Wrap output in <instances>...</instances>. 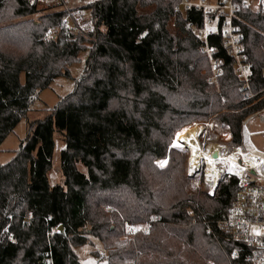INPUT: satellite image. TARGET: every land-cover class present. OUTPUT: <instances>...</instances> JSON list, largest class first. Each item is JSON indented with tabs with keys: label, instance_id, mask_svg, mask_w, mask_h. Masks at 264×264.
<instances>
[{
	"label": "trees",
	"instance_id": "obj_1",
	"mask_svg": "<svg viewBox=\"0 0 264 264\" xmlns=\"http://www.w3.org/2000/svg\"><path fill=\"white\" fill-rule=\"evenodd\" d=\"M179 1L96 0L93 30L75 34L63 29L62 10L0 0V145L33 98L55 78L71 77L69 67L87 51L72 92L32 120L14 156L0 164V264H82L75 248L93 239L105 252L93 251L102 264H242L229 258L235 244L215 226L236 178H222L213 196L192 189L185 154L170 144L185 122L214 117L230 143L242 145L243 121L264 108V12L242 9L237 22L258 93L242 100L217 35L210 42L223 59L220 92L207 81L209 62L183 26L199 23L200 13L183 15ZM172 17L176 35L168 30ZM55 133L64 142V182L51 185ZM125 222L148 223L149 233L130 236Z\"/></svg>",
	"mask_w": 264,
	"mask_h": 264
},
{
	"label": "built area",
	"instance_id": "obj_2",
	"mask_svg": "<svg viewBox=\"0 0 264 264\" xmlns=\"http://www.w3.org/2000/svg\"><path fill=\"white\" fill-rule=\"evenodd\" d=\"M29 1L38 6L60 5L61 8V5H88L86 0ZM242 9L264 12V0H180L176 6V11L183 15L188 11L200 13L199 23L187 21L183 26L185 31L191 34L197 42L198 53L209 62L210 75L207 81L210 84H217L223 73V59L218 55L220 49L210 42V37L217 35L220 38L221 49L234 61V72L241 81L239 86L241 98L248 100L256 94L264 92V88L258 93H254L251 89L252 65L245 50L244 33L237 23L240 20ZM91 11L93 10L91 9ZM64 12L62 26L66 31L78 34L93 30L97 12L93 11L92 13L88 9L89 13H87L85 8H74ZM53 33L52 29H48L46 37H53ZM262 77L264 79V68ZM207 148L208 146L205 147V149ZM223 148L220 149L222 155H224ZM247 150V153L239 150L236 154V166L232 168L229 167L225 159H214L212 156L211 159L221 170L218 179L214 181L215 183H213L208 169L204 170V174L211 188V191L208 192L210 196L214 195L217 183L222 177L234 176L236 178L235 193L227 212L215 221L216 228L225 239L235 244L229 253V258L232 261L241 259L242 264H264V162L258 166L248 164L244 158V154L247 155L250 152L249 149ZM190 158L191 156L188 162L189 173L199 171L203 164L207 165L204 159H200L199 164L194 165L190 162ZM124 224L126 232L130 236H134L137 232L149 233L148 223L132 225L125 222ZM8 239H12L11 235L8 236ZM98 253L100 256L105 255L101 249L98 250Z\"/></svg>",
	"mask_w": 264,
	"mask_h": 264
},
{
	"label": "rangeland",
	"instance_id": "obj_3",
	"mask_svg": "<svg viewBox=\"0 0 264 264\" xmlns=\"http://www.w3.org/2000/svg\"><path fill=\"white\" fill-rule=\"evenodd\" d=\"M96 0H86L88 5H39L38 7L43 9L41 12L46 11H62L70 10L74 8H85L93 13L95 11V6L91 7L89 4L95 2ZM212 1V0H211ZM153 7H148L146 9L140 8V12H148ZM91 9L93 11H91ZM96 12V11H95ZM36 17V16H35ZM168 30L170 33L176 35L178 34L179 27L177 26L176 17H172L168 23ZM184 36V35H183ZM87 51L80 54V61L73 63L70 67L71 77L59 76L55 78L48 88L42 90L37 96H35L29 106V110L26 115L21 118L17 123L14 130L10 132L3 142L0 145V164L6 163L9 161L15 153V150L18 149L20 143L24 140L28 130V124L35 119H40L49 112L50 108L54 107L56 103L62 99L64 96L72 92L74 88V83L77 79L80 78L83 69L84 61L86 58ZM198 55H200L198 53ZM201 56V55H200ZM21 81H23L24 76L21 75ZM215 87L219 89V81L217 84H214ZM264 108L259 112H256L248 116L242 123V135L243 142L241 146H234L230 143L231 134L228 128L220 123L216 118L212 117L207 120H194L191 119L184 124L181 128L176 131L171 140L170 146L178 149L185 154V172L186 175L191 180V188H201L207 192L211 191L209 183L205 179L204 170L208 169L206 164H203L199 171L197 172H188V162L190 157V150L182 145L184 143L181 141V132L184 129H187L191 126L199 130L198 141L202 149L210 146L211 144H219L223 148L224 156L227 157L235 149H239L243 153H247L249 149L245 144V131L248 132L247 138H249L253 146L258 150L264 153ZM246 138V139H247ZM182 144V145H181ZM64 148L63 137L55 133V150L52 159V168L49 172V181L51 185L63 184L64 179L60 171V151ZM240 157V154L238 155ZM168 158L158 159L156 161L157 165L160 167L166 166ZM81 169L82 167L79 166ZM226 177V176H224ZM222 177V178H224ZM221 178V179H222ZM220 181V180H219ZM218 181V183H219ZM217 183V185H218ZM217 187V186H216ZM216 189V188H215ZM100 249L99 243L93 239L92 243H86L82 246L76 247L75 252L77 253L82 264H102L98 263V258L93 254V251Z\"/></svg>",
	"mask_w": 264,
	"mask_h": 264
},
{
	"label": "bare ground",
	"instance_id": "obj_4",
	"mask_svg": "<svg viewBox=\"0 0 264 264\" xmlns=\"http://www.w3.org/2000/svg\"><path fill=\"white\" fill-rule=\"evenodd\" d=\"M191 126L187 129L182 130L181 132V141L184 143V146L189 148L191 151L190 162L194 165H198L200 159H204L207 162V168L212 178L213 183L218 179V176L221 172L220 167L215 165V162L211 159L212 156L214 159H225L228 162L229 167H235L236 163V154L239 152V149L235 150L234 153L223 158L224 155L220 154L221 146L219 144H211L207 149H202L198 141L199 130ZM249 153L244 154L245 161L251 166H258L264 162V153L258 151L251 144L248 145Z\"/></svg>",
	"mask_w": 264,
	"mask_h": 264
},
{
	"label": "crops",
	"instance_id": "obj_5",
	"mask_svg": "<svg viewBox=\"0 0 264 264\" xmlns=\"http://www.w3.org/2000/svg\"><path fill=\"white\" fill-rule=\"evenodd\" d=\"M263 121H264V119H263ZM247 134H248V132L245 131V133H244L245 141L244 142H245V144H246L247 147H248L249 144H251L253 146L251 140L249 138H247Z\"/></svg>",
	"mask_w": 264,
	"mask_h": 264
},
{
	"label": "water",
	"instance_id": "obj_6",
	"mask_svg": "<svg viewBox=\"0 0 264 264\" xmlns=\"http://www.w3.org/2000/svg\"><path fill=\"white\" fill-rule=\"evenodd\" d=\"M58 231H63V226H59Z\"/></svg>",
	"mask_w": 264,
	"mask_h": 264
}]
</instances>
